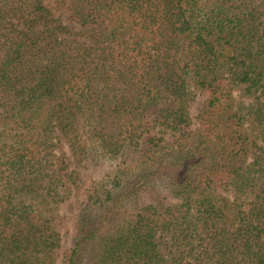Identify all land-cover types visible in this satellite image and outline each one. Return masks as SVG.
I'll list each match as a JSON object with an SVG mask.
<instances>
[{
	"label": "trees",
	"instance_id": "1",
	"mask_svg": "<svg viewBox=\"0 0 264 264\" xmlns=\"http://www.w3.org/2000/svg\"><path fill=\"white\" fill-rule=\"evenodd\" d=\"M93 148L62 264H264V0H0V264H57Z\"/></svg>",
	"mask_w": 264,
	"mask_h": 264
},
{
	"label": "rangeland",
	"instance_id": "2",
	"mask_svg": "<svg viewBox=\"0 0 264 264\" xmlns=\"http://www.w3.org/2000/svg\"><path fill=\"white\" fill-rule=\"evenodd\" d=\"M52 4L55 0H49ZM203 102V98L197 97L195 102L191 106V119H192V129L196 128V116L198 110ZM174 137H167V141H173ZM120 157H110L103 156L96 149L91 150V155L87 160L82 162L72 161L69 167V172L74 173L75 182L81 184V189L74 192L69 200L60 204L58 210L56 211L57 222L59 224V231L62 238V245L56 251L57 264H62L64 258L68 254L70 247L72 246V241L74 237V226L77 221L78 213V201L83 200V195L86 193L87 189L94 186V183L102 182L108 183L113 177L119 167L122 164ZM226 196L230 197L229 193H225ZM145 203L152 202L148 196L143 197ZM177 201L171 200V203H176Z\"/></svg>",
	"mask_w": 264,
	"mask_h": 264
}]
</instances>
